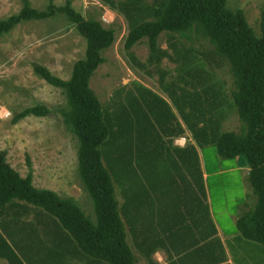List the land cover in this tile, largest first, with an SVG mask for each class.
Returning a JSON list of instances; mask_svg holds the SVG:
<instances>
[{"label":"trees","instance_id":"obj_1","mask_svg":"<svg viewBox=\"0 0 264 264\" xmlns=\"http://www.w3.org/2000/svg\"><path fill=\"white\" fill-rule=\"evenodd\" d=\"M100 1L123 14L131 25L126 41L128 51L148 40L150 65L159 69L165 59L176 65L177 75L173 78L185 82L188 88L185 102H179L174 95L173 84L171 87L165 83L173 74L163 69L162 86L180 107L196 140L200 142L203 135L209 137L211 126L217 125L219 131L213 143L219 156L224 160L241 159L243 165L251 168L249 180L258 200L237 221L239 237L235 239L236 249L231 245L232 254L237 262V257L244 255L240 253L247 241L264 247V10L262 37L258 38L245 12L230 10L229 0ZM22 3L18 14L0 21V37L26 23L64 17L86 40L85 57L75 63L69 80L56 77L40 64L33 68L40 78L66 96L67 107L59 109L58 114L78 139L79 175L84 191L94 203L97 221L75 199L35 187L33 172L22 177L9 164L7 152L0 150V259L9 264H47L52 256V261L56 256L65 261L82 256L107 264H139V254L150 264H158L152 256L155 248L164 244L161 220H150L158 226L156 234L151 230V237L143 236L146 230H140L148 224L146 192L152 181L147 174L145 152L147 132L155 130V94L135 84L133 91L117 92L104 106L91 83L106 62L103 53L117 40L115 29L105 27L101 20L85 18L72 0L63 6L51 0L44 10L34 8L30 0ZM164 34L169 37L172 53L160 48ZM176 36L191 42L195 37L208 41L214 53L231 65L233 90L220 83L218 67L199 61L193 49L182 50ZM144 70L151 75L150 69ZM231 108L237 109L247 125L242 133L221 131ZM52 114L46 106L38 105L19 113L14 122ZM202 122L204 127L199 129ZM190 161L187 157V163ZM28 164L31 165L29 161ZM31 213L35 214L33 221L23 220ZM216 241L220 249L217 255L211 252L214 246L209 243L186 253L180 263L206 264L207 257L208 264H227L223 244L220 239Z\"/></svg>","mask_w":264,"mask_h":264},{"label":"rangeland","instance_id":"obj_2","mask_svg":"<svg viewBox=\"0 0 264 264\" xmlns=\"http://www.w3.org/2000/svg\"><path fill=\"white\" fill-rule=\"evenodd\" d=\"M50 1L30 0L33 7L39 10L47 8ZM114 1L119 3L126 0ZM153 1L149 0V3ZM53 2L63 6L67 0ZM72 2L74 8L85 18L101 20L105 27L115 29L117 34L114 46L103 53L106 62L99 68L91 83L102 104L107 106L117 92L126 93L136 81L158 89V68L149 64L148 40H143L131 51L126 49L131 25L125 16L110 10L100 0ZM228 7L232 11L243 10L256 36L262 37L264 0H229ZM22 8V0H0V21L18 14ZM176 41L182 50L193 49L199 61L218 67L220 83L233 90L231 65L214 53V47L208 41L195 37L191 42L179 36H176ZM159 43L161 49L173 52L169 46L168 35H162ZM86 47V40L64 17L26 23L9 35L0 37V150L7 152L9 164L22 177L26 178L33 172L35 187L55 191L64 198L75 199L86 214L93 221H97L94 203L84 191L79 175L78 139L58 114L59 109L67 107L66 96L62 90L50 86L40 78L33 68L34 64H40L56 77L69 80L75 63L85 57ZM175 67V64L165 59L159 69L172 71ZM145 68L150 69L153 75H148ZM38 105L46 106L53 114L48 117H28L18 123L14 122L19 113ZM246 128L247 125L240 120L237 109H232L225 123V130L242 133ZM233 164L234 161L226 160L223 166L228 168ZM211 183L213 184L212 181ZM244 186L243 174L236 171L219 177L217 189L212 190L214 207L220 213L219 222L230 230L233 229V221L226 212L238 210L239 201L245 197ZM34 217L35 214L31 213L30 221H33ZM235 229L233 231H236ZM44 253L42 252L43 255ZM137 255L139 264H147L139 254ZM52 257L49 264H57V256L55 262H52ZM72 259H62L60 264H107L90 261L82 256Z\"/></svg>","mask_w":264,"mask_h":264},{"label":"crops","instance_id":"obj_3","mask_svg":"<svg viewBox=\"0 0 264 264\" xmlns=\"http://www.w3.org/2000/svg\"><path fill=\"white\" fill-rule=\"evenodd\" d=\"M160 70L162 69H157L158 89L151 88L141 81L134 82L131 88L133 91L135 84H139L151 90L157 98L153 101L155 105L152 104L155 109L154 117H152L155 130L152 133L148 131L146 135V168L150 182L152 181L147 184L146 192L145 220L148 224L145 229L140 228L141 231L146 230L143 236L151 237L153 236L151 230L156 234L158 226H153L150 220L154 218L162 222L161 236L164 244L155 248L153 260L158 264H194L188 261L180 263V260L186 253L193 252L201 245L209 243L214 246L211 252L217 255L220 249L216 240L220 239L226 252L227 264H264V247L252 242L243 243L244 250L240 254L242 256L244 253V255L237 257V262L232 254V250L236 249L235 239L239 237V233L233 231L237 221L241 215L253 208L258 200L249 180L251 168L243 165L241 159L233 160L232 166L224 168L223 163L226 160L219 156L217 147L213 143L219 131L217 125L211 126L209 137L203 135L200 136V142L196 140L188 129L186 118L181 113L180 107L176 106L170 92L163 88ZM170 72L173 75L169 76L165 83L171 84V87L173 84L174 95L179 98V102L181 99L185 102L188 88L185 82L173 78L177 75L176 67ZM159 99L167 103L168 107ZM232 109L236 110L231 108L225 115L221 128L223 133L234 132L225 130V123ZM165 122L167 128H164ZM203 127L202 122L199 129ZM192 146L195 148L194 151L189 148ZM187 157L191 158L189 163H187ZM236 171L243 174L245 197L239 201L236 212H226L229 219L233 221V229L230 230L219 222L218 214L220 213L214 207L212 190L217 189L219 177ZM23 220L30 221V218L26 217ZM213 227L216 228V234H213ZM203 235H208L205 240ZM65 249L66 247L61 250ZM134 251L138 252L136 248ZM141 258L150 264L147 258L144 256ZM1 261L0 264L3 263ZM61 261L63 262V260H57L56 263L60 264ZM207 261L206 257V264H208ZM49 263L51 262L47 264Z\"/></svg>","mask_w":264,"mask_h":264}]
</instances>
